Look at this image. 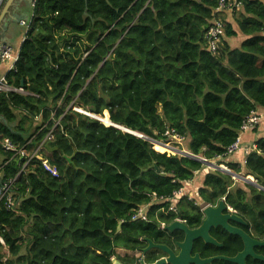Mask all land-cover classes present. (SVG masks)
<instances>
[{"label": "trees", "instance_id": "trees-1", "mask_svg": "<svg viewBox=\"0 0 264 264\" xmlns=\"http://www.w3.org/2000/svg\"><path fill=\"white\" fill-rule=\"evenodd\" d=\"M237 1L233 15L246 40L231 49L224 39L238 34L224 22L215 54L206 33L219 0L36 1L16 71L7 74L27 95L0 93V142L29 155L49 133L52 140L15 181L13 208L0 202V264L124 262L118 250L136 249L150 232L132 220L140 207L152 220L173 205L187 218L196 203L225 199L264 237V191L238 187L227 173L245 172L264 189V137L243 165L207 171L197 162L227 158L243 122L264 109V0ZM173 138L186 148H171ZM19 170L0 143V178ZM198 175L193 201H167ZM162 212L148 228L170 222Z\"/></svg>", "mask_w": 264, "mask_h": 264}, {"label": "flooded vegetation", "instance_id": "flooded-vegetation-1", "mask_svg": "<svg viewBox=\"0 0 264 264\" xmlns=\"http://www.w3.org/2000/svg\"><path fill=\"white\" fill-rule=\"evenodd\" d=\"M187 218L179 209L168 211H156L155 219L149 218L143 229L148 235L141 238L136 249H122L118 256L123 254L124 262L118 257H113L118 264H264V237H260L253 225L246 217L234 212L221 211V216L237 215L243 223L227 221L228 227L247 235L255 244L250 248V254L242 257L246 250L243 241L232 235L225 227L215 225L208 230L203 229L206 215L201 209H188ZM171 217L170 222H161L155 227L148 228L150 223L158 222L159 215ZM215 214L212 212L211 214ZM180 223L178 229L173 231L167 228L173 223ZM149 241L154 246L149 248ZM162 248L163 250L159 249ZM124 251V253H122ZM238 259V262L234 260ZM234 261V262H233Z\"/></svg>", "mask_w": 264, "mask_h": 264}, {"label": "built area", "instance_id": "built-area-1", "mask_svg": "<svg viewBox=\"0 0 264 264\" xmlns=\"http://www.w3.org/2000/svg\"><path fill=\"white\" fill-rule=\"evenodd\" d=\"M36 1L37 0H32L33 10H34ZM241 8H242V5L237 0H219L218 5L214 10V18L210 22V26L206 33L207 49L212 54L217 53L219 49V44L222 42V40L225 37L224 21L219 17V15L223 13H227V12H231V13L238 12L241 10ZM32 18H33V15L29 22H25V21L21 22V26L24 28L22 44L27 39V35L30 31ZM18 61H19V51L14 52L12 47L6 44L0 43V65H4L7 68L5 76L0 77V93H7V94L16 93L19 95H27L26 91L22 87L15 88L9 85L7 81V74H10L16 71V65ZM260 122H261L260 116L257 113H252L243 122L242 127H241V134L255 130L257 127H259ZM47 140H52L51 133L47 135L45 141ZM45 141L39 146V148L35 152L29 155L25 152L24 148L18 149L9 139H5L0 142L3 151L5 153H10L11 159L17 160L19 164V168H20L18 175L16 176L15 179H5L4 175H2L0 178V202L5 201L6 209L13 208L12 193L16 190L14 188L15 181L24 173L29 163L34 161V159L36 158L40 160L39 152L43 144L45 143ZM30 143L31 141H29L27 145H29ZM255 148L256 147H254L252 150H254ZM238 151H240V147H239V142L237 141L236 144H234L233 146L229 148L225 156L229 157ZM243 152H244V155L246 156L248 155L249 150H243ZM41 163L46 172H48L50 175L54 177L58 176V171L56 167L51 166L48 161L41 160ZM202 165L205 166L206 164L202 163ZM218 165H222V164H218ZM209 169L212 170L211 168ZM184 196L188 197L190 201L194 200V198L191 195L187 196V191L184 188H182L178 192H175L170 199H167V201H170L172 204H174L179 199H181V197H184ZM153 198L157 201L165 202V199L156 198V195H153ZM196 205L199 206L202 211H204L205 208L209 207L208 205H203V204H198V203H196ZM146 208L147 207H140L139 209L135 210L132 215V220L137 221V222H147V215H146L147 209ZM175 209H176V206L173 205L171 206L169 210L171 211ZM227 211L232 213L233 209L228 207ZM0 242L4 244L2 240H0Z\"/></svg>", "mask_w": 264, "mask_h": 264}, {"label": "crops", "instance_id": "crops-1", "mask_svg": "<svg viewBox=\"0 0 264 264\" xmlns=\"http://www.w3.org/2000/svg\"><path fill=\"white\" fill-rule=\"evenodd\" d=\"M7 1L8 0H5L2 7L0 8V14ZM233 13L231 12L223 13L222 18L225 23L233 26L234 30L237 32L238 35L237 37L231 39L225 38L224 40L227 41L231 49H237V48L239 49L241 47V44L246 40V37H244L239 32V29L235 23ZM32 15H33L32 0H10V6L7 12L5 13L4 17L2 18V20H0V38H1L0 43L12 47L14 52L19 51L22 45V39L24 33V28L21 26V22L23 21L29 22L31 20ZM6 70H7L6 66L0 65V77L5 76ZM258 115L261 118V122L257 129V132L255 133L246 132L244 134H241L238 140L240 151L225 159L217 160L218 163H221L224 166L226 165V163H230V162L240 163L243 165L246 157L243 154V150H248L250 149V147L254 148L255 147L254 144L256 140L264 137V109H259ZM231 174L233 173L231 172ZM191 185L192 183H190V185L189 184L185 185L184 189L186 191L192 190L193 188L190 189ZM194 191L196 192L195 188ZM189 195L190 193L187 191V196Z\"/></svg>", "mask_w": 264, "mask_h": 264}, {"label": "water", "instance_id": "water-1", "mask_svg": "<svg viewBox=\"0 0 264 264\" xmlns=\"http://www.w3.org/2000/svg\"><path fill=\"white\" fill-rule=\"evenodd\" d=\"M4 1L5 0H0V8L2 7V5H3V3H4ZM9 6H10V0H8L7 2H6V4H5V6H4V8H3V10H2V12H1V14H0V20H2V18L4 17V15H5V13L7 12V10H8V8H9ZM5 12V13H4ZM0 40H1V38H0ZM110 119V118H109ZM105 125V124H104ZM106 126V125H105ZM107 127H110V126H107ZM113 127V126H112ZM114 128H116V127H114ZM116 129H118V128H116ZM118 130H121L122 131V129H118ZM125 132H127V133H129V134H131V135H134V136H137L138 138H141V139H145V141H147V142H149L150 144H154V142H156V141H154V140H152V139H149V138H147V137H144V136H142V135H140V134H137V133H134V132H132V131H125ZM154 146V145H153ZM54 151H56V149H53ZM172 155H177V154H172ZM192 155V154H191ZM181 156V155H180ZM203 159V158H202ZM68 160V162L70 163L71 162V159H67ZM197 162H199V163H204V162H206L205 160L203 161V162H200V161H197ZM206 165H207V163H205ZM208 167H209V165H207ZM232 177V176H231ZM241 177H244L245 179H247V178H251L254 182L253 183H251V182H247V181H245V180H243ZM233 178V180H239V181H242L243 183H245V184H248V185H252V186H254V187H256V188H258L260 191H264V189L263 188H261V187H259L257 184H256V181L253 179V177H251V176H246V175H235L234 177H232ZM226 209H228V206H227V204H226V201H225V199L224 200H221L216 206H209V207H207V208H205V210H204V213H205V215H206V219H205V221H204V225H203V227H202V230L203 229H205V230H208L209 228H211V227H214L215 225H221V226H223V227H225V229H227L232 235H234V236H237V237H239L242 241H243V243L245 244V246H246V250H245V252L243 253V255H242V257H245V256H247V255H249L250 254V248L251 247H253L255 244L250 240V238L247 236V235H245L244 233H242V232H240V231H238V230H235V229H232V228H230V227H228V225H227V221H235V222H238V223H243V221L237 216V215H235V214H232V215H229V216H221V211H227ZM212 212L215 214L214 216H212L211 214H212ZM179 225H181L180 223H178V222H176V223H173L172 225H170L168 228H167V230H169V231H173V230H175V229H178V226ZM148 243H149V248H151V247H153L154 246V244H153V242L152 241H149L148 240ZM159 248V247H158ZM159 249H161V250H163L162 248H159ZM235 262H238V259H236V260H234ZM233 261V262H234ZM111 263L112 264H118L117 262H116V260H113V261H111ZM144 264V263H143Z\"/></svg>", "mask_w": 264, "mask_h": 264}, {"label": "rangeland", "instance_id": "rangeland-1", "mask_svg": "<svg viewBox=\"0 0 264 264\" xmlns=\"http://www.w3.org/2000/svg\"><path fill=\"white\" fill-rule=\"evenodd\" d=\"M74 111H76L77 113H80V114H82V115H85V116H87V117H90L91 115H89L88 116V114H87V112L86 111H81V110H75L74 109ZM91 118V117H90ZM93 119V118H92ZM36 125H39V122H37L36 123ZM116 128H118V129H120L118 126H116ZM171 142H170V144H169V146L171 147V148H173V149H176V148H174L173 146L174 145H178L179 147H181V148H186V144L185 143H183V142H180L179 140H177V139H175V138H173L172 140H170ZM173 144V145H172ZM167 145V144H166ZM178 150V149H177ZM180 153H182V152H180ZM167 154H169V153H167ZM169 155H172V154H169ZM214 162V164H216V165H214V164H211V165H209V167H207L206 165H205V168H206V170L207 171H211L209 168H211L212 169V171L214 170V171H223L222 169H218L217 168V164H218V161L216 160V161H213ZM205 163V162H204ZM204 165V164H203ZM207 165H208V163H207ZM224 166V165H223ZM233 173V172H232ZM229 174L230 175H236L235 173H233V174H231V172H229ZM245 174V172H243V173H241V175H244ZM201 175H198L196 178H195V180H196V185H195V183H192V185L190 186L191 188L190 189H192V190H187L189 193H190V195L193 197L194 195H195V191H194V188L196 189V186H199V181L201 180V178L202 177H200ZM234 177V176H233ZM201 182V181H200ZM235 182H236V184H237V186L238 187H241V188H245V184L242 182V181H239V180H235ZM118 251H120V250H118ZM25 253V249H23V252H22V254H24ZM122 253H124V251H122ZM121 256H123V254H120Z\"/></svg>", "mask_w": 264, "mask_h": 264}, {"label": "bare ground", "instance_id": "bare-ground-1", "mask_svg": "<svg viewBox=\"0 0 264 264\" xmlns=\"http://www.w3.org/2000/svg\"><path fill=\"white\" fill-rule=\"evenodd\" d=\"M109 125H112L113 127H116V126H118V127H121V126H119V125H116V124H114V123H112V122H109ZM157 142V141H156ZM158 143H160V142H158ZM164 145H166V144H164ZM180 151V150H179ZM170 152H172V151H170ZM202 159V158H201ZM207 162V161H206ZM208 163V165H211V164H214V163H209V162H207ZM214 165H216V164H214ZM250 182H252V181H250Z\"/></svg>", "mask_w": 264, "mask_h": 264}, {"label": "clouds", "instance_id": "clouds-1", "mask_svg": "<svg viewBox=\"0 0 264 264\" xmlns=\"http://www.w3.org/2000/svg\"><path fill=\"white\" fill-rule=\"evenodd\" d=\"M179 156V155H178ZM223 165V164H222ZM227 210V209H226Z\"/></svg>", "mask_w": 264, "mask_h": 264}]
</instances>
